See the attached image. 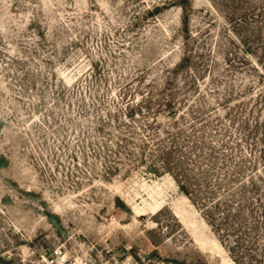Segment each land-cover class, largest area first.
Returning <instances> with one entry per match:
<instances>
[{"label":"rangeland","instance_id":"1","mask_svg":"<svg viewBox=\"0 0 264 264\" xmlns=\"http://www.w3.org/2000/svg\"><path fill=\"white\" fill-rule=\"evenodd\" d=\"M0 264H264V0H0Z\"/></svg>","mask_w":264,"mask_h":264}]
</instances>
